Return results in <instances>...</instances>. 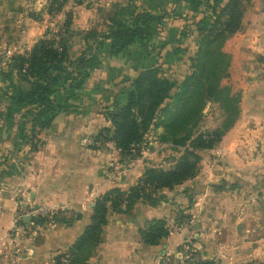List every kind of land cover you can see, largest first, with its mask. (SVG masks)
Returning a JSON list of instances; mask_svg holds the SVG:
<instances>
[{
    "label": "crops",
    "instance_id": "1",
    "mask_svg": "<svg viewBox=\"0 0 264 264\" xmlns=\"http://www.w3.org/2000/svg\"><path fill=\"white\" fill-rule=\"evenodd\" d=\"M50 2L0 0V54L30 51L48 31H57L68 14L72 15L74 36L80 38V43L73 42L72 51L78 43L80 51L84 47L81 32L94 28L106 30L111 17L120 9L127 12L134 6L158 7L163 0H68L63 10L55 14L49 12ZM52 26L58 27L51 30ZM6 59L7 56L2 55L0 66H5ZM115 63L112 58L104 59L102 65L92 71L87 88L113 74ZM258 71L264 72V0H256V74ZM94 97H82V111L58 115L50 127L42 130V141L36 150H31L30 143L24 144L18 139L17 132L13 137L12 159L3 164L10 168L0 171V264H54L55 257L67 251L91 224L99 195L115 187L130 188L149 166L174 164L169 156L173 151L156 136L140 143L137 148L140 154L135 157L122 153L112 140L103 145L95 142L100 129L111 128L112 122L99 111L101 98ZM256 99L264 103V74L256 77ZM251 117L248 110H242V119L226 133L220 145L203 154L200 164L203 171L194 179L171 189L157 190L156 203L138 201L129 211H110L102 240L88 264H162L163 254L178 251L191 233L199 235L206 259H214L217 264H256V190L250 191L253 200L239 206L249 217L237 215L236 219L235 205L230 206L233 201L229 200L226 206L224 202L219 205L216 202L219 197L231 195L235 188L217 190V193L209 187L218 180L241 184L239 177L247 167L245 162L250 161L237 159L236 149L252 148L251 140L245 137L249 136L251 126L246 119L251 120ZM256 121L257 141L262 143L264 109L256 112ZM5 132L0 129L3 149L9 147ZM260 147L264 148L263 143ZM216 149L225 155L222 159L212 156L217 153ZM255 179L256 172L250 181ZM195 194L200 196V201L194 199ZM40 206L57 209L69 220L41 223V220L27 221L20 213L24 207ZM215 207L217 213V207L225 209L224 213H219L220 218L212 214ZM179 208H187L186 211L194 215L198 211L202 214L201 221H196L199 229H172ZM19 214L22 221L18 219ZM160 218L168 221L170 235L160 244H146L140 230Z\"/></svg>",
    "mask_w": 264,
    "mask_h": 264
},
{
    "label": "trees",
    "instance_id": "2",
    "mask_svg": "<svg viewBox=\"0 0 264 264\" xmlns=\"http://www.w3.org/2000/svg\"><path fill=\"white\" fill-rule=\"evenodd\" d=\"M67 1L51 0L49 12L55 14L62 11ZM167 1L171 0H163L162 7ZM206 3L203 12L211 11L215 18L205 15L197 27L198 70L190 74L174 93L176 83L161 75L152 50L153 38L166 16L164 8L134 6L127 12L122 9L116 11L106 30L94 28L81 32L84 47L77 55L72 54L73 20L68 14L57 31H48L46 37L39 39L30 51L13 55L8 68L0 69V76L9 81L2 91L10 101L7 116L13 120L16 114H21L23 119L17 131L18 137L36 150L38 131L50 127L60 114L77 112L82 97L92 98L95 93L86 86L92 71L99 68L104 59H117L121 55H124L132 73L124 76L121 67L115 68L120 77L125 78H122L123 85L105 110L112 127L102 128L96 134L95 142L112 140L122 153L132 154L152 124L164 127L166 135L176 137L180 128L177 126H186L187 119L201 113L207 101L220 100L223 95L225 100L231 101L234 96L230 95L228 87L220 84L224 68L217 64V60L224 53L218 48L219 42L221 44L228 35L241 28L243 0H207ZM161 9L164 12H160ZM212 46H215L214 50ZM14 75L17 80H14ZM214 137L212 132L203 131L195 136L190 132L185 138H191L190 146L172 166H149L130 188L115 187L99 195L93 207L91 224L67 251L55 257L54 264H88L102 240L110 211H129L138 201L156 203L158 198L154 193L157 190L171 189L194 178L201 160L200 151L212 148L216 142ZM143 184L148 185L150 190L146 191ZM238 185L232 184L231 188ZM212 186L216 190L226 188V184ZM186 210H177L175 222L182 224L185 218H192ZM61 215L62 212L58 213L54 221L69 220ZM41 221L46 219L41 218ZM140 233L146 244H160L170 235L168 221L165 218L154 219ZM196 264L217 262L203 258Z\"/></svg>",
    "mask_w": 264,
    "mask_h": 264
},
{
    "label": "rangeland",
    "instance_id": "3",
    "mask_svg": "<svg viewBox=\"0 0 264 264\" xmlns=\"http://www.w3.org/2000/svg\"><path fill=\"white\" fill-rule=\"evenodd\" d=\"M206 2L207 0H171L167 1L164 7L160 5L158 6V9L164 8L166 16H164V18L162 19V22L159 26V32L155 35V38H153L154 47H152V50L153 53L156 54V65L159 68L161 75L168 77L176 83V87L173 89L172 93L177 90L178 86L182 82H184V80L190 74L198 70V65L200 64V62L196 60L198 57L196 54L199 50V31L197 30V27L205 15L212 16L211 11H207L206 13L203 12L207 4ZM243 8L244 14L241 28L237 32L228 35V37L221 44L219 42L218 48L224 53L223 57H219L220 59L217 60V64H220V67L224 68L223 77L220 80V84L223 87H228L230 95L234 96L233 99L228 102L224 99L223 95L221 96L220 100L207 101L203 106L201 113L193 118L191 117L190 119H187L188 124L186 126H177L180 128L178 129L176 137L169 134L166 135L164 127L155 126L154 124H152L146 130L142 142H145L146 140H152L156 136L157 140H159L161 143H163V145L167 146V148L173 151V153H170L171 155L169 156H171L174 163L176 159L184 152L185 148L187 146H190V140L192 137L185 140L190 132L194 136L203 131L214 133V138L216 141L215 145L212 148H206L207 150L203 149L200 151L201 160L197 166V176L200 175V173L203 171L200 165L203 154L206 152H210L208 151V149H215L216 146L220 145V143L224 140L226 133L236 125L238 120L242 119V110H248V114L252 115V119H246L248 124L251 126L250 131L247 134L249 136L245 137L246 139L251 140L252 148L244 147L240 150L236 149V152L237 159L250 162H245L247 164V167H244V174L239 177L241 184L235 188L234 192L231 195H227V197L225 198L219 197L216 202L218 205L220 204V202H224L222 204L226 206L229 200L233 201V204L229 205H235L234 211L236 213V219L240 215L241 218H246V216L249 217L247 215L248 213L246 214V212L243 211L239 206L245 205L246 202H249V199L253 200L250 191H252L253 189L256 190V194H254L256 203V264H264V243H261V241L264 240V148L260 147L262 143L264 145V142H258V136L256 135V124L258 123L256 121V112H258L260 108L264 109V103L259 102L256 99V77L263 75L264 72L258 71L256 74V0H243ZM160 12L164 11L161 9ZM212 17L215 18L214 16ZM57 27L58 26H52L51 30H55ZM72 39L74 40L73 42L80 43V38L78 35L75 34ZM79 43L75 44V50L73 48L72 51L73 55H77L79 53ZM214 49L215 46H212V50ZM168 52H170L169 56H167ZM15 54L17 53H1L0 60L2 59V55H4L5 57L7 56V61L4 64L5 66L1 64L0 69L8 68L11 57ZM123 57L124 55H121L117 59H114L116 60V63L113 67V74L108 75V78L105 79V81L94 84V87L89 88L90 90L93 89L95 91L94 95L92 94L93 96H95V99L97 98V96V100L101 98L99 111H101L105 116V110L109 106L110 101L115 98V95L118 92L119 88L123 85V77H120L115 68L121 67L124 76L128 74L131 75L130 73H132V71L128 70L129 65ZM260 62L262 63V61ZM14 77V80H17L16 75H14ZM8 83L9 81H5L0 76V129L5 130V135H7L9 138V147H6L5 149L0 147V171H7L8 168H10V166L7 167L8 165L6 166L3 164L7 161L10 162V160L12 159L13 143L15 142V138L13 137L16 136V132L18 131V128L22 124L23 120L21 114H16L13 120L8 118L7 116L10 101L8 100V98L4 97L2 91L6 88ZM81 107H84V105H82V101L80 104V109H78V111H82ZM41 134L42 131H38L36 136L37 145H39L42 141V136H40ZM245 137L243 139H245ZM177 140L178 142H181L177 143ZM101 141L102 142L98 141V143L100 145H103L105 141L109 140L101 139ZM216 152L217 153H212L214 159H222V157L225 156L221 155V151L218 152L217 149ZM137 153L138 151L136 149L132 152V154L127 155L135 157L140 154ZM169 156L166 157V161L168 162L170 159ZM162 166L170 167L167 165ZM254 172H256V179L253 182L250 181V178H252ZM194 178H190L188 180ZM216 182L217 184H226V188L229 189H234L231 188V185L237 183H231L230 181L222 182V180H218ZM209 187H211L212 190L216 191L217 193L219 192L213 186ZM199 197V195L195 194L194 199L198 202L201 200V198ZM217 208L219 209L217 210L218 213L216 212L215 207L212 214L213 216H218V218H220L219 213H224L225 209L223 207ZM33 209L34 208L24 207L22 208L20 213L26 214ZM188 213L192 215V218L190 220H188V218H185L182 224L174 222V226L172 229H176L181 226L184 228H190V230L193 231L195 230V227L196 229H199V224L196 223L198 221H201L202 214H200V212L198 211L194 215L193 212L186 211V214ZM22 214H19V221L23 220V217H21ZM251 217L252 216L250 215L249 220L251 219ZM40 220L41 218H36L35 221L39 222ZM245 233L248 232H246L245 230ZM190 238L193 242H196L201 247V243L199 242V235H196V233H191ZM203 257L205 258L204 255Z\"/></svg>",
    "mask_w": 264,
    "mask_h": 264
},
{
    "label": "built area",
    "instance_id": "4",
    "mask_svg": "<svg viewBox=\"0 0 264 264\" xmlns=\"http://www.w3.org/2000/svg\"><path fill=\"white\" fill-rule=\"evenodd\" d=\"M144 187L146 191L150 190L148 185H144ZM60 212L61 211L50 208L49 206H40L23 215L53 221L55 216ZM179 228L181 229L183 227L181 226ZM202 254L200 245L193 242L190 237H186L180 249L175 253H164L161 262L162 264H196L197 260L204 258Z\"/></svg>",
    "mask_w": 264,
    "mask_h": 264
},
{
    "label": "water",
    "instance_id": "5",
    "mask_svg": "<svg viewBox=\"0 0 264 264\" xmlns=\"http://www.w3.org/2000/svg\"><path fill=\"white\" fill-rule=\"evenodd\" d=\"M24 219L27 220V221H31V220L35 221L36 220V218H34L32 216H29V215L25 216ZM41 223H42V221H41Z\"/></svg>",
    "mask_w": 264,
    "mask_h": 264
}]
</instances>
